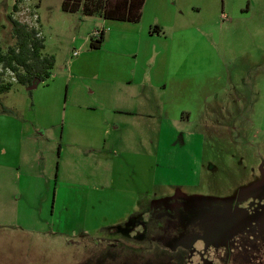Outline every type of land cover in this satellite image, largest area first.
I'll return each instance as SVG.
<instances>
[{
  "label": "rangeland",
  "instance_id": "rangeland-1",
  "mask_svg": "<svg viewBox=\"0 0 264 264\" xmlns=\"http://www.w3.org/2000/svg\"><path fill=\"white\" fill-rule=\"evenodd\" d=\"M17 1L0 53L13 14L53 63L34 86L0 62V264H264V0H148L139 23ZM128 89L139 112L108 116Z\"/></svg>",
  "mask_w": 264,
  "mask_h": 264
},
{
  "label": "trees",
  "instance_id": "trees-1",
  "mask_svg": "<svg viewBox=\"0 0 264 264\" xmlns=\"http://www.w3.org/2000/svg\"><path fill=\"white\" fill-rule=\"evenodd\" d=\"M21 0H18L19 2ZM146 0H63L62 10L65 12H81L84 15L100 14L106 19L139 22L142 17L143 6ZM18 9V4L14 5ZM12 30L16 38V47L11 46L9 50L1 54L0 62L5 69L12 70L17 76V83L31 85L44 80V74H48L53 59L42 57L44 42L35 28H29L9 15ZM104 39L103 32L96 40H92L93 47H100ZM11 82H0V96L9 91Z\"/></svg>",
  "mask_w": 264,
  "mask_h": 264
},
{
  "label": "crops",
  "instance_id": "crops-1",
  "mask_svg": "<svg viewBox=\"0 0 264 264\" xmlns=\"http://www.w3.org/2000/svg\"><path fill=\"white\" fill-rule=\"evenodd\" d=\"M25 1L26 0H24V2ZM147 2H148V0H146L144 3L141 19L143 18L144 8H145V5L147 4ZM223 17H225V16L223 15ZM143 20H144V18H143ZM126 22H130V21H126ZM139 22H130V23H139ZM176 32L180 33V32H182V29L179 31H176ZM140 33H141V35L145 34L146 37L149 39H153V37H156V36L165 35V32L162 30L161 27H159L158 21H149L148 23L144 22V24H142V30L140 31ZM103 34H104V38H105V29H103ZM185 37H186V35H185ZM130 82L135 83L133 80H131ZM137 83L138 82H136V84ZM114 97H115V106L113 105V107H112L111 105H108V107H107L108 116H111V114H115V115L118 114V115H125L126 117H129L130 115L135 116L136 113L139 111H136L134 109H127L125 107V105H127V103H129V102L134 104V103H137L139 101H143L145 98V94L137 92V91L132 90V89H128L127 91H124L123 93H120ZM92 108L97 109V107H95V106ZM226 109H227V111L231 112V110L229 108H226ZM76 115H78V112H75L74 116H76ZM120 124L121 123L114 122L112 125V128L115 129L116 131H118V130H120ZM122 124L124 125L123 119H122ZM74 126H76V127H73L72 125H70L68 127V129L67 130L65 129V131H64V134H63V141L64 142L61 145L60 158L63 157L65 159L66 154H67V158L75 155V152L68 151V150L66 152H64V149H63V145H65V148H68V149H73L74 147H76L78 145V138L81 137L80 136V127H78L77 125H74ZM123 130H124V132H126L125 131L126 129H123ZM78 132H79V136H78ZM120 132H122V130ZM122 141L124 142L125 140L123 139ZM112 142H113V140L110 142V148H114L115 146H117V147L119 146L118 142L117 143L116 142L112 143ZM119 149H120V146H119ZM88 150L90 152L91 150H93V147L90 146L88 148ZM1 151H3L4 154H7V152H8L6 148L2 149ZM120 151H121V149H120ZM61 170H62V165H61V161H59L58 168H57V177L58 178L60 176Z\"/></svg>",
  "mask_w": 264,
  "mask_h": 264
},
{
  "label": "built area",
  "instance_id": "built-area-1",
  "mask_svg": "<svg viewBox=\"0 0 264 264\" xmlns=\"http://www.w3.org/2000/svg\"><path fill=\"white\" fill-rule=\"evenodd\" d=\"M103 31H100V30H96L93 34L94 37H99L100 34L102 33Z\"/></svg>",
  "mask_w": 264,
  "mask_h": 264
},
{
  "label": "water",
  "instance_id": "water-1",
  "mask_svg": "<svg viewBox=\"0 0 264 264\" xmlns=\"http://www.w3.org/2000/svg\"><path fill=\"white\" fill-rule=\"evenodd\" d=\"M33 83H34V86H36V81H35V80H34V82H33Z\"/></svg>",
  "mask_w": 264,
  "mask_h": 264
},
{
  "label": "flooded vegetation",
  "instance_id": "flooded-vegetation-1",
  "mask_svg": "<svg viewBox=\"0 0 264 264\" xmlns=\"http://www.w3.org/2000/svg\"><path fill=\"white\" fill-rule=\"evenodd\" d=\"M225 16V15H224Z\"/></svg>",
  "mask_w": 264,
  "mask_h": 264
}]
</instances>
